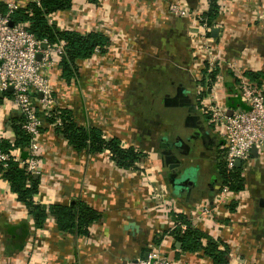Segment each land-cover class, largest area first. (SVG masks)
Instances as JSON below:
<instances>
[{
	"label": "crops",
	"instance_id": "obj_1",
	"mask_svg": "<svg viewBox=\"0 0 264 264\" xmlns=\"http://www.w3.org/2000/svg\"><path fill=\"white\" fill-rule=\"evenodd\" d=\"M170 3L187 13H174ZM217 3L218 16L207 31L203 0H73L69 10L51 15L60 29L97 30L109 39L106 52L78 63L80 76L69 84L54 58L48 70L57 104L70 108L81 125L101 128L142 156L135 168H120L104 152L73 149L45 123L34 201L83 200L100 215L84 236L59 230L53 216L36 228L0 179V264H128L151 250L172 264H264V151L256 149L234 164L241 167L243 188L228 190L221 203L225 143L205 110L207 102L227 111L240 107L236 69L264 89V0ZM202 38L217 60L214 68L194 57ZM93 87L100 95H93ZM95 109L101 110L98 118ZM20 116L18 108L0 106L1 138L14 140L11 121ZM169 143L189 169L175 187L167 175L168 155L162 153ZM172 212L183 214L216 242V249L226 251L222 263L202 249H181L169 233Z\"/></svg>",
	"mask_w": 264,
	"mask_h": 264
},
{
	"label": "trees",
	"instance_id": "obj_2",
	"mask_svg": "<svg viewBox=\"0 0 264 264\" xmlns=\"http://www.w3.org/2000/svg\"><path fill=\"white\" fill-rule=\"evenodd\" d=\"M2 5L4 6V3ZM72 6L73 0H38V3L29 1L20 5L11 15L14 23L28 22V28L35 37L46 39L49 45L60 41L65 42L64 51L59 57L58 64L61 78L68 84L80 76L78 66L80 61L95 53L106 52L109 45L108 37L100 31L92 30L81 34L73 29H60L54 22L49 21L52 14L69 10ZM218 13L217 0H211L208 9L203 14L202 21L210 26ZM216 73L215 69L209 72V83L214 81ZM5 96H10V92L5 91L0 94V104ZM239 106L243 107V104L240 103ZM52 112L51 116H43L39 112L38 114L46 123H52L56 118H59L61 124L55 127L56 131L63 135L71 147L77 151L104 152L118 167L123 169L135 168L136 161L142 156V152L134 146H122L118 137H106L101 128L81 125L76 120L74 112L63 104H58ZM23 118L21 115L18 119L11 121L15 138L12 142L1 138L0 148L5 151L21 148L22 156H25L24 147L29 143V135L21 127ZM219 173L222 187L226 186L231 191H239L243 188L241 167L233 166L232 169H228L223 159L219 165ZM3 179L7 181L10 191L16 195L17 200L25 205L28 213L33 217L36 228H42L48 217L53 216L59 230L84 236L88 233L90 224L99 218V212L83 200L73 204L43 205L35 202L33 197L38 192L39 177L29 174L23 166L15 161L9 162L3 172ZM172 217L175 225L169 233L176 241L180 242L182 250L196 252L202 249L204 254L210 255L216 262L222 263L223 254L226 251L216 249V242H213L203 231L193 227L190 220L183 214L172 212ZM180 223L184 224L185 228H182ZM203 239L208 240L206 246L202 245ZM155 242L158 243L159 239H156Z\"/></svg>",
	"mask_w": 264,
	"mask_h": 264
},
{
	"label": "built area",
	"instance_id": "obj_3",
	"mask_svg": "<svg viewBox=\"0 0 264 264\" xmlns=\"http://www.w3.org/2000/svg\"><path fill=\"white\" fill-rule=\"evenodd\" d=\"M203 2L208 5L211 0ZM20 5L18 1H0V94L8 91L9 86L12 87L10 96H5L0 106L8 104L19 109L24 117L21 127L29 135V143L24 147L25 156H22L21 148L9 151L0 148V179H3V172L11 160L23 166L29 174L41 173L42 143L39 135L46 122L38 112L43 116H51L53 113L50 104H55V99L52 96L53 87L48 69L55 63L54 58H59L63 53L65 45L64 41L49 45L46 39H38L29 30L28 22L14 23L11 15ZM169 9L178 15L187 13L176 3H170ZM202 23L207 31V23ZM43 43H46L45 47ZM199 47L198 53H203L208 68H214L217 60L208 52L205 38H202ZM38 54L40 58H37ZM235 75L243 107H238L228 115L227 110L216 102H207L205 106L209 123L224 138V160L228 169H232L236 159H247L253 147L264 151V89L238 69ZM38 92L41 93L40 97ZM49 124L56 127L61 121L56 118ZM227 193L228 188L222 187L219 198L221 203L226 199ZM203 212L207 213L209 209L206 208ZM170 217L174 227L175 222ZM180 226L185 228L182 223ZM128 264H172V261L159 251L151 250L146 257H139Z\"/></svg>",
	"mask_w": 264,
	"mask_h": 264
},
{
	"label": "water",
	"instance_id": "obj_4",
	"mask_svg": "<svg viewBox=\"0 0 264 264\" xmlns=\"http://www.w3.org/2000/svg\"><path fill=\"white\" fill-rule=\"evenodd\" d=\"M12 23V22H11ZM46 46V43H43V47ZM37 58H40V54L37 55ZM12 90V87L9 86L8 87V91H11ZM38 96L40 97L41 96V93L38 92ZM233 110L230 109L229 111H227V114L230 115L232 114ZM169 148L168 149H165L162 153L165 154V155H168V162H169V172H168V177L172 182L173 186L175 187L176 184H175V180H183V179H186L189 175H188V167H184V163H182L181 159L178 158L177 156L174 155V152L172 151V144L169 143ZM256 152V148L253 147L251 149V153H255ZM240 163V160L236 159L235 160V164H239ZM37 176V175H35ZM187 182V180H186ZM71 204L74 203V201H71L70 202ZM177 244H180L179 242H177ZM147 256V253H145L144 257Z\"/></svg>",
	"mask_w": 264,
	"mask_h": 264
},
{
	"label": "rangeland",
	"instance_id": "obj_5",
	"mask_svg": "<svg viewBox=\"0 0 264 264\" xmlns=\"http://www.w3.org/2000/svg\"><path fill=\"white\" fill-rule=\"evenodd\" d=\"M202 55L203 54H200V53H198V54H196L194 57H196V59L199 61V60H201L202 62H203V64H204V66L206 67L207 66V60L206 59H204V56H203V58H202ZM94 89H93V95H100V91H101V89H98V87H93ZM90 91V90H89ZM66 95V94H65ZM68 95V94H67ZM66 95V96H67ZM52 96L54 97V99L56 98V95H55V92H54V89H53V92H52ZM68 97V96H67ZM97 102V101H96ZM98 104H100V102H99V100H98V102H97ZM52 104H50V108L51 107H53V109H54V107H56L58 104H57V102H56V99H55V104H53L52 106H51ZM42 109H44L43 107H42ZM100 114H101V110L100 109H95L94 110V115H95V117L96 118H98V116H100ZM97 120V119H96Z\"/></svg>",
	"mask_w": 264,
	"mask_h": 264
}]
</instances>
